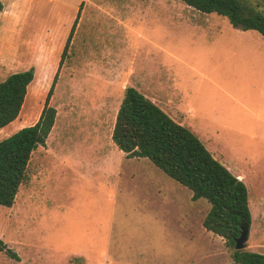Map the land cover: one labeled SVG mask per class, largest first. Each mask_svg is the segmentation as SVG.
<instances>
[{
	"label": "rangeland",
	"instance_id": "obj_1",
	"mask_svg": "<svg viewBox=\"0 0 264 264\" xmlns=\"http://www.w3.org/2000/svg\"><path fill=\"white\" fill-rule=\"evenodd\" d=\"M1 1L0 81L31 67L35 78L0 140L38 120L62 64L50 100L55 125L14 204L0 205V238L20 259L1 251L0 264L232 261L234 248L203 225L205 198L113 143L128 86L157 85L165 108L166 87L188 110L191 122L177 121L196 123L206 147L246 183L252 223L244 249L264 253V35L181 0Z\"/></svg>",
	"mask_w": 264,
	"mask_h": 264
},
{
	"label": "trees",
	"instance_id": "obj_2",
	"mask_svg": "<svg viewBox=\"0 0 264 264\" xmlns=\"http://www.w3.org/2000/svg\"><path fill=\"white\" fill-rule=\"evenodd\" d=\"M205 13L227 17L237 28L254 29L264 35V11L250 0H181ZM264 4V0H256ZM3 3L0 0V13ZM77 24H73L64 48L68 47ZM64 55V54H63ZM54 75L38 120L0 140V205L11 207L19 188L28 179L34 151L46 145L57 117L50 99L56 85ZM35 78L34 68L9 74L0 81V129L13 122L25 102ZM114 143L127 157H146L167 175L188 187L193 199L205 198L211 205L204 227L233 247L227 264H264V253L236 250L235 241L244 227L251 226L252 213L246 183L219 161L187 126L175 121L165 110L134 86L125 89L112 131ZM14 259L19 255L0 238V252Z\"/></svg>",
	"mask_w": 264,
	"mask_h": 264
},
{
	"label": "crops",
	"instance_id": "obj_3",
	"mask_svg": "<svg viewBox=\"0 0 264 264\" xmlns=\"http://www.w3.org/2000/svg\"><path fill=\"white\" fill-rule=\"evenodd\" d=\"M167 5H170L171 7H173V2L171 1L170 3H167ZM171 7L170 8H168V9H171ZM195 9V8H194ZM196 11H198L199 13H202V14H206V15H208L207 13H205V12H201V11H199V10H197V9H195ZM203 19L205 20V22L206 23H208V22H210L211 21V19L208 17V16H205V17H203ZM33 82V81H32ZM137 87V89L138 90H140L143 94H145L147 97H149L151 100H153L156 104H158L163 110H165L175 121H177V119L178 120H189V118H191L192 116L191 115H189V112H188V110L187 111H183V109L181 108V110L178 108V106L175 104V102H172L171 100H170V96H171V94H170V90L169 89H167L166 87H165V91H166V98L167 99H169V106L168 107H163V105H161V103H162V100H161V98L159 97V94H157L158 93V89H160V87H158L157 85H153V86H151V89L149 90V91H146V90H144L142 87H139V86H136ZM135 87V88H136ZM51 100V99H50ZM178 122V121H177ZM187 122V121H186ZM189 122H191L190 120H189ZM182 124V123H181ZM190 124V126H189V128L195 133V127H193V126H195V125H197L196 123H194V124H191V123H189ZM55 125V124H54ZM54 127V126H53ZM196 134V133H195ZM216 134V133H215ZM215 134H213V135H210V134H208V133H206L205 135H207V136H211V137H216V135ZM50 135V134H49ZM197 135V134H196ZM198 137H199V135H197ZM200 138V137H199ZM201 139V138H200ZM214 140V139H213ZM208 141H212L211 139H208ZM216 140L214 141V143L216 144ZM114 143V142H113ZM204 143V142H203ZM218 143V142H217ZM206 146V145H205ZM120 151H121V153L126 157V158H131V157H127V155H126V153L124 152V151H122L121 149H120ZM133 159L135 158V157H132ZM31 161V160H30ZM220 161V160H219ZM224 165L226 164L225 162L223 163ZM226 166H227V164H226ZM228 167V166H227ZM116 173H118V172H116ZM239 177V176H238ZM240 179H242L241 177H239ZM243 180V179H242ZM250 205V204H249ZM18 254V253H17ZM19 255V254H18ZM19 259H20V256H19ZM19 259H16V260H19ZM108 262H110L108 259H106Z\"/></svg>",
	"mask_w": 264,
	"mask_h": 264
},
{
	"label": "water",
	"instance_id": "obj_4",
	"mask_svg": "<svg viewBox=\"0 0 264 264\" xmlns=\"http://www.w3.org/2000/svg\"><path fill=\"white\" fill-rule=\"evenodd\" d=\"M248 235H249V227H244L240 236L235 241L236 250H242L246 247Z\"/></svg>",
	"mask_w": 264,
	"mask_h": 264
}]
</instances>
